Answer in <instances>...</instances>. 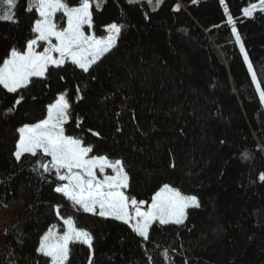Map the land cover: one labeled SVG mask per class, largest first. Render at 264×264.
I'll list each match as a JSON object with an SVG mask.
<instances>
[{
  "label": "trees",
  "instance_id": "1",
  "mask_svg": "<svg viewBox=\"0 0 264 264\" xmlns=\"http://www.w3.org/2000/svg\"><path fill=\"white\" fill-rule=\"evenodd\" d=\"M96 2L86 30L102 37L109 24L122 28L87 72L66 60L17 93L0 85V209L23 204L0 246V264H51L36 251L40 238L49 228L67 230L68 218L93 244L70 243L65 264H88L90 255L92 264H264V101L227 23L231 15L264 89V12H242L259 0ZM28 7L29 0H17L18 22L0 20V62L37 35L39 13ZM55 17L63 26V13ZM64 91L65 132L93 155L122 159L126 195L149 202L170 183L196 195L200 207H190L180 225L154 222L144 240L130 223L85 212L57 193L55 170L41 175L39 167L50 157L25 153L17 161L18 129L43 120Z\"/></svg>",
  "mask_w": 264,
  "mask_h": 264
},
{
  "label": "snow or ice",
  "instance_id": "2",
  "mask_svg": "<svg viewBox=\"0 0 264 264\" xmlns=\"http://www.w3.org/2000/svg\"><path fill=\"white\" fill-rule=\"evenodd\" d=\"M148 2L151 3L152 0ZM160 2L161 0H156L157 4ZM192 2L196 3V0ZM220 2L224 4V0ZM16 4L17 0H0V20L18 22L15 18ZM93 6V0H79L76 6H70L66 0H29L27 10L35 9L39 13V18L34 21L32 29L37 35L27 42L25 51L13 47L0 62V85L8 93H17L18 90L27 88L33 77H44L50 65L60 67L66 60H71L73 64L87 72L103 53L115 46L122 28L115 23L107 25L109 34L102 39L86 35L84 26L92 25ZM95 7H100L98 0ZM179 7L176 5L177 10ZM257 10L264 12V0H259V4H250L243 8L242 12L244 16L251 17ZM57 12L66 16V28L58 30L54 22ZM225 12H228L227 6ZM227 23L232 25V32L244 53V59L248 61L260 98L264 101V89L261 88L260 81L252 70V63L235 27L236 21L228 15ZM53 38L56 43H53ZM39 42H45L47 45L42 51H36ZM53 53H58V57ZM22 99L21 96L15 103L19 104ZM69 108L66 95L61 94L55 103L48 105L47 115L43 120L25 124L18 129L20 135L14 152L17 161L25 153L32 156L41 153L45 157H50L47 163H39V167L43 169L41 175L55 170L60 180L68 181L55 188L57 193H63L85 212H96L98 208L100 216H114L125 223H131L133 231L144 240L149 239V229L154 222L158 221L162 225L169 223L180 225L186 219L188 208L200 207L195 195L186 196L178 189L165 184L152 198L150 208L147 211L142 210L141 205L147 202L137 201L135 197H129L123 191L128 187L129 177L121 160L112 161L106 155L89 156V153L93 152L92 146H84L81 139L65 135L64 124L69 120ZM244 158H248L246 154ZM105 169H111L115 174L104 175L103 179H99L97 170L103 173ZM61 170H64L63 175H60ZM259 179L264 180V173L260 174ZM130 209L134 210V216ZM56 212L59 215V206L56 207ZM64 223L67 225L66 231L59 234L53 228H49L40 238L39 247L36 249L45 257H50L51 264H65L69 257L70 243L79 242L92 249L93 237L88 231L76 228L71 218L65 219ZM163 255L167 258V251ZM88 264H92L91 255Z\"/></svg>",
  "mask_w": 264,
  "mask_h": 264
},
{
  "label": "rangeland",
  "instance_id": "3",
  "mask_svg": "<svg viewBox=\"0 0 264 264\" xmlns=\"http://www.w3.org/2000/svg\"><path fill=\"white\" fill-rule=\"evenodd\" d=\"M147 1H148V0H147ZM161 1H162V0H161ZM151 4H152L153 6H158L160 3L157 4V3H156V0H152ZM258 4H259V3H258ZM70 6H76V5H70ZM60 18H61V17H60ZM62 21H63V23H62L63 26H59L58 23H57V21H56V17H54V22L56 23L58 30L67 27V18H66V16L63 17ZM62 24H61V25H62ZM84 32H85L86 35H93L92 33H90L89 31L86 30L85 26H84ZM108 34H109V33H108ZM108 34H107L106 36H102V37H96V36H95V37H96L97 39H102V38L107 37ZM117 40H118V38H117ZM117 40H116V42H117ZM53 43H56L55 38H53ZM39 46H42V49H40ZM39 46L36 47V51H42L43 48L46 47L47 45H46V43L44 42V43H39ZM53 55L56 56V57H58L59 54H58V53H53ZM248 58H249V57H248ZM249 60H250V59H249ZM246 62H247V64H248V61H246ZM252 70H253V69H252ZM251 72H252V71H251ZM61 94H65V95H66V98H67V100H68L67 92H66V91L60 93L59 96H60ZM59 96H58V97H59ZM56 100H57V99H56ZM56 100H55V101H56ZM55 101H54L53 103H55ZM68 102H69V101H68ZM53 103H52V104H53ZM35 123H37V122H35ZM31 124H34V123H31ZM64 125H65V124H64ZM21 127H22V126H21ZM65 135L73 136V135H69V134H67L66 132H65ZM74 137L81 139L79 136H74ZM81 140H82V139H81ZM82 141H83V140H82ZM83 144H84V142H83ZM84 146H87V145L84 144ZM92 155H93V154L89 153V156H92ZM108 158H109V157H108ZM109 159L112 160V161H115V160H117V159H119V160L122 161V159H120V158H116V159L109 158ZM122 162H123V161H122ZM124 170H125V167H124ZM125 171H126V170H125ZM63 174H64V170H61L60 175H63ZM96 174H97V177H98L99 179H103L104 175H114L115 173H114L111 169H105V171H104L103 173H101L99 170H97ZM127 174H128V173H127ZM57 176H58V175H57ZM58 179H59V176H58ZM128 182H129V179H128ZM66 183H68L67 180H60V179H59V182L57 183L56 187H58V186H62V185H64V184H66ZM167 184H168L170 187H173V188L178 189L182 194H184V195H186V196H190V195H192V194H186V193H183L179 188L175 187L174 185H172V184H170V183H167ZM123 191H124V189H123ZM159 191H160V190H159ZM159 191H158V192H159ZM154 196H155V195H154ZM154 196H153V197H154ZM195 196H196V195H195ZM196 197H197V196H196ZM197 198H198V197H197ZM151 203H152V200L149 201V202H147V203H145L144 205H141L142 210L147 211V210L150 208ZM22 208H23V204L18 202V203H14L11 207L4 208V209H0V246L2 245V243L4 242V240H5V238H6L7 229H8V227L10 226V223L12 222L13 218L18 214V212H19ZM188 209H189V208H188ZM188 209L186 210V216H187V211H188ZM130 211L132 212V215L134 216V210L130 209ZM96 212L99 213V209H98V208H97V211H96ZM113 217H114V216H113ZM133 222H134V221H133ZM130 224H131V223H130ZM131 225H132V224H131ZM53 230L56 231V232H58L59 234H62V233L64 232V231L59 230V227L53 228ZM65 231H66V230H65Z\"/></svg>",
  "mask_w": 264,
  "mask_h": 264
}]
</instances>
